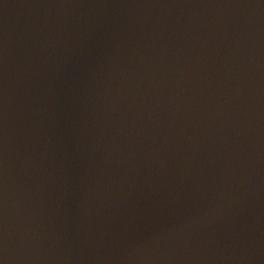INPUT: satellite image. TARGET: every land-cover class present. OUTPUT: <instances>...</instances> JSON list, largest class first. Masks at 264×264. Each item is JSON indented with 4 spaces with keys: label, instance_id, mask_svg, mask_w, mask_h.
<instances>
[{
    "label": "water",
    "instance_id": "obj_1",
    "mask_svg": "<svg viewBox=\"0 0 264 264\" xmlns=\"http://www.w3.org/2000/svg\"><path fill=\"white\" fill-rule=\"evenodd\" d=\"M3 264H264V0H0Z\"/></svg>",
    "mask_w": 264,
    "mask_h": 264
},
{
    "label": "snow or ice",
    "instance_id": "obj_2",
    "mask_svg": "<svg viewBox=\"0 0 264 264\" xmlns=\"http://www.w3.org/2000/svg\"><path fill=\"white\" fill-rule=\"evenodd\" d=\"M0 264H3V260L2 259H0Z\"/></svg>",
    "mask_w": 264,
    "mask_h": 264
}]
</instances>
